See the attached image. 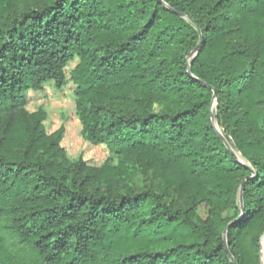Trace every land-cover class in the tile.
Masks as SVG:
<instances>
[{
	"label": "trees",
	"instance_id": "16d2710c",
	"mask_svg": "<svg viewBox=\"0 0 264 264\" xmlns=\"http://www.w3.org/2000/svg\"><path fill=\"white\" fill-rule=\"evenodd\" d=\"M75 58L100 166L25 110ZM263 233L264 0H0V264H260Z\"/></svg>",
	"mask_w": 264,
	"mask_h": 264
},
{
	"label": "rangeland",
	"instance_id": "374dc122",
	"mask_svg": "<svg viewBox=\"0 0 264 264\" xmlns=\"http://www.w3.org/2000/svg\"><path fill=\"white\" fill-rule=\"evenodd\" d=\"M77 63L78 58H75L67 64L66 78L62 87L57 88L53 81L48 80L42 84L41 89L28 90L25 94V110L32 113L41 109L46 114L42 124L47 134L62 129L60 145L69 160L75 161L81 158L91 166H100L110 157V153L103 144L94 145L82 138L81 123L75 113V85L70 79V72ZM236 155L240 161L243 160L237 152ZM139 178L142 179V176ZM206 213L207 208L201 206L198 209L200 217H205ZM262 257L263 246L260 243V264Z\"/></svg>",
	"mask_w": 264,
	"mask_h": 264
},
{
	"label": "water",
	"instance_id": "95a60500",
	"mask_svg": "<svg viewBox=\"0 0 264 264\" xmlns=\"http://www.w3.org/2000/svg\"><path fill=\"white\" fill-rule=\"evenodd\" d=\"M198 46H199V44L197 45V47L196 48H198ZM210 118L214 121V116H213V114H212V112H210ZM215 129H216V131L219 133V131H218V128L215 126ZM224 140V139H223ZM225 142V141H224ZM239 200L241 201V190H240V194H239ZM263 237H264V233H263V235L261 236V238H260V243L262 244V239H263Z\"/></svg>",
	"mask_w": 264,
	"mask_h": 264
},
{
	"label": "bare ground",
	"instance_id": "6f19581e",
	"mask_svg": "<svg viewBox=\"0 0 264 264\" xmlns=\"http://www.w3.org/2000/svg\"><path fill=\"white\" fill-rule=\"evenodd\" d=\"M262 246H263L262 264H264V237H263V239H262Z\"/></svg>",
	"mask_w": 264,
	"mask_h": 264
}]
</instances>
